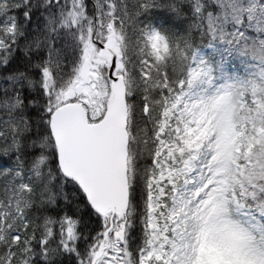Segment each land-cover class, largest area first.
Returning a JSON list of instances; mask_svg holds the SVG:
<instances>
[{
	"label": "snow or ice",
	"instance_id": "snow-or-ice-1",
	"mask_svg": "<svg viewBox=\"0 0 264 264\" xmlns=\"http://www.w3.org/2000/svg\"><path fill=\"white\" fill-rule=\"evenodd\" d=\"M0 264H264V0H0Z\"/></svg>",
	"mask_w": 264,
	"mask_h": 264
}]
</instances>
